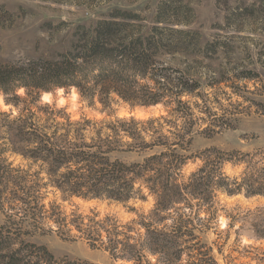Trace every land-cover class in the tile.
Instances as JSON below:
<instances>
[{
    "label": "trees",
    "instance_id": "trees-1",
    "mask_svg": "<svg viewBox=\"0 0 264 264\" xmlns=\"http://www.w3.org/2000/svg\"><path fill=\"white\" fill-rule=\"evenodd\" d=\"M249 8L235 9V23L260 16L254 7ZM167 9L173 13L162 4L158 15L148 19L114 7L102 18L77 24L68 50L58 60L0 61V95L17 109L16 114L0 111V210L7 216L0 225V264H88L55 258L45 246L30 241L44 231L48 219L61 232L68 233L71 224L92 247L139 264L149 263L147 255L156 257L158 264H218L212 246L203 239L217 218V195L264 196V149L252 154L235 152L236 157L215 147L205 148L201 164L184 179L182 169L195 158L189 147L195 119L182 97L203 101V85L215 88L222 82L254 80L260 74L240 64L223 67L202 82L196 76L198 63L207 60L211 66L219 57L231 58L234 52L228 40L236 36L201 41L198 32L174 27L187 21L165 18ZM261 15L264 20V11ZM179 52L197 65L182 69L164 61V56ZM256 56L264 60V50ZM71 87L104 103L114 93L130 104H161L172 108L168 113L179 123L163 116L159 122L121 118L97 128L96 121H74L50 105H35L40 92ZM203 106L206 110L205 100ZM203 113L206 116L199 120L206 126L200 134L230 127L224 115L219 125L217 113ZM160 119L169 124V135L162 133ZM124 136L131 140L123 141ZM147 151L141 159L123 157ZM6 153L20 156L26 166L8 162ZM225 162L244 163L240 176L225 174ZM48 188L65 198L128 202L152 197L153 205L147 214L123 225L114 217L96 214L68 218L57 205L43 203ZM255 237L264 238V226Z\"/></svg>",
    "mask_w": 264,
    "mask_h": 264
},
{
    "label": "rangeland",
    "instance_id": "rangeland-1",
    "mask_svg": "<svg viewBox=\"0 0 264 264\" xmlns=\"http://www.w3.org/2000/svg\"><path fill=\"white\" fill-rule=\"evenodd\" d=\"M162 4L173 10L172 13L167 9L164 13L165 18L187 21L186 24L174 27L198 32L201 41L212 40L218 36H236L228 40L233 46L231 50L234 53L231 58L219 57L211 61V66L207 64V60L198 63L196 76L202 82L216 76L215 72L222 71L223 67L230 68L240 64L254 68L260 74L254 80L222 82L215 88L203 85L200 92L203 101H206V110L201 97H182L189 102L195 119L189 146L195 158L189 159L182 169L184 179L201 164L200 153L205 148L215 147L233 153L236 157L235 152L249 154L261 152L264 149V60L257 59L256 54L264 50V20L261 15L264 11V0H0V61L58 60L60 54L68 50L73 39L71 34L77 24H87L102 18L114 7L136 11L151 19L158 15L157 8ZM248 7H254L260 16L254 20L235 23L234 18L238 13L235 9L244 10ZM163 58L164 61L178 65L182 69L188 65H197L192 63L191 57L184 56L183 52L174 56L166 55ZM18 93L22 94L23 90H18ZM43 93L40 92L35 105H50L74 121L81 119L96 121L97 128L121 118H133L142 122L156 119L159 122V118L163 116L167 120L179 123L178 119L173 118L174 115L168 113L172 108L161 104L150 106L130 104L114 93L109 95V103L101 102L97 96L89 98L81 95L74 87L55 88L44 99ZM220 107L223 109L220 110ZM204 110L209 111L211 115L217 113L215 117H218L219 125L222 124L219 117L224 115L230 127H217L210 135H204L207 131L200 134V130L206 126L203 120H199L200 117L206 116ZM0 111L16 114L17 109L6 104L0 95ZM165 119H160L163 123L161 131L169 135L167 131L169 124L164 123ZM104 131L106 130L103 129ZM122 140L131 139L124 136ZM145 140L149 142V136H146ZM149 151L129 152L123 154V157L137 160ZM3 156L13 165L26 166L25 161L16 154L6 153ZM242 158L249 160V157ZM244 166V163L225 162L222 171L230 177H239ZM216 201L219 205L217 218L203 235V239L212 246V254L218 264H264V238L255 237L256 231L264 226L262 225L264 196L245 197L242 194L229 196L219 193ZM43 203L46 207H50L51 204L57 205L68 218L72 214L84 217L96 214L98 218L114 217L118 224L123 225L140 215L147 214L153 205V198L148 197L145 201L134 199L128 202L83 199L77 196L65 198L58 191L48 188ZM6 218V214L0 210V225L6 222ZM43 228V232L39 231L29 239L45 246L55 258L88 264H139L129 258L112 255L104 248L92 247L71 224H68V233L61 232L51 219L45 220ZM146 258L149 261L147 264H158L156 257L147 255ZM140 264L146 263L141 261Z\"/></svg>",
    "mask_w": 264,
    "mask_h": 264
},
{
    "label": "bare ground",
    "instance_id": "bare-ground-1",
    "mask_svg": "<svg viewBox=\"0 0 264 264\" xmlns=\"http://www.w3.org/2000/svg\"><path fill=\"white\" fill-rule=\"evenodd\" d=\"M58 90H61V89H58ZM49 92H44L43 94H42V98L44 99V98H47L48 96H49ZM3 103V102H2ZM4 106H6L5 104H3ZM7 107V106H6Z\"/></svg>",
    "mask_w": 264,
    "mask_h": 264
}]
</instances>
